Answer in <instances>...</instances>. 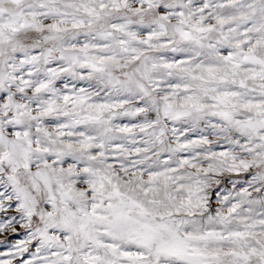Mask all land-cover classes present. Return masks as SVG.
Returning <instances> with one entry per match:
<instances>
[{
    "label": "snow or ice",
    "instance_id": "6c2138e0",
    "mask_svg": "<svg viewBox=\"0 0 264 264\" xmlns=\"http://www.w3.org/2000/svg\"><path fill=\"white\" fill-rule=\"evenodd\" d=\"M0 264H264V0H0Z\"/></svg>",
    "mask_w": 264,
    "mask_h": 264
}]
</instances>
